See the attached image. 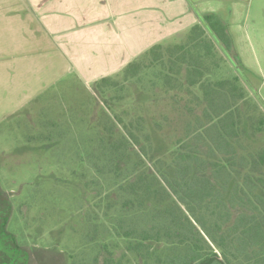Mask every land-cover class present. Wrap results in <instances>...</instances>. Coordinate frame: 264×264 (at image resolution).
Returning <instances> with one entry per match:
<instances>
[{"label":"trees","instance_id":"16d2710c","mask_svg":"<svg viewBox=\"0 0 264 264\" xmlns=\"http://www.w3.org/2000/svg\"><path fill=\"white\" fill-rule=\"evenodd\" d=\"M238 54L230 24L198 13L181 39L90 85L105 107L93 94L80 111L46 105L33 121L20 118L17 152H38L58 170L33 177L18 232L8 229L13 202L0 188V264H32V254L36 264H264V110L226 72L228 61L246 69ZM25 204H39L38 214L27 216ZM66 206L84 211L78 230ZM59 222L70 239L44 238ZM76 233L82 243L71 241Z\"/></svg>","mask_w":264,"mask_h":264},{"label":"crops","instance_id":"0c3cea01","mask_svg":"<svg viewBox=\"0 0 264 264\" xmlns=\"http://www.w3.org/2000/svg\"><path fill=\"white\" fill-rule=\"evenodd\" d=\"M239 1L244 9L246 0ZM235 2V0H0V4L6 8V11L0 8V13L27 23L20 33L13 29L4 30L5 32L0 30L2 115L5 117L13 115L39 91L18 106L15 105V101L13 103L14 96L10 92L13 88L10 87L16 89L17 81L14 80L13 74L19 62L38 63L40 67L45 68L43 72L49 74L56 70V66H60L57 69L58 75H55L57 81L67 75L77 74L87 85H92L102 77L120 75L130 61L138 58L155 44L173 43L181 39L198 22V13H219L230 24L231 32L237 34L234 35L235 40L240 36L239 31L237 32L239 23ZM28 29L31 34L27 32ZM22 33L24 38L20 41L19 35L22 36ZM38 39L41 40V44ZM22 43L30 46V49L33 48L32 52L19 51ZM21 78L22 81L27 79ZM41 84L46 83L38 76L34 85ZM27 85L30 89V85ZM216 251L219 252L218 249Z\"/></svg>","mask_w":264,"mask_h":264},{"label":"rangeland","instance_id":"374dc122","mask_svg":"<svg viewBox=\"0 0 264 264\" xmlns=\"http://www.w3.org/2000/svg\"><path fill=\"white\" fill-rule=\"evenodd\" d=\"M235 8L238 10L236 17L239 24H237V32L240 34V36H237L235 38L236 48L238 50V55L243 64L245 65L246 69L243 67H237L235 64L231 63L230 61L227 62V74L229 71H231V74H237L242 84L247 88L246 90L249 92L250 96L254 98V100L257 102L259 101L260 105L263 106L262 109L264 110V0H246L244 2L245 6L244 9L242 8V5L240 6L239 0H235ZM7 5V4H5ZM239 5V7H238ZM1 9L6 8L4 5L0 4ZM10 10V9H9ZM27 23L23 22V20H16L11 17H7V15H3L0 13V30L1 32H5L4 30H11L17 31L20 33V31L24 30ZM235 25L232 26L234 28ZM241 28V29H240ZM26 30V29H25ZM29 34H31L30 29L27 31ZM234 35H237L235 32H233ZM28 36V35H27ZM30 38V36H28ZM24 38V34L22 33L19 35L20 41ZM39 43L41 44V40H39ZM21 43V42H20ZM33 49V48H32ZM32 49H30V46L25 45V43H22L20 45L19 51L25 52L30 51L32 52ZM34 54V53H33ZM23 61L19 62L18 65H16L15 72L13 75L14 80L17 81L16 83V89L13 91L10 90L11 95H13L14 101L16 102L15 105L18 106L19 104L24 103L28 97L33 95L37 90H39L31 100L24 103L19 109H17L15 112H17L13 117H9V120L4 124L3 129L0 131V188L3 191H6V193L9 194L10 199L13 202V215L11 218V221H9L8 229L11 231L18 232L19 228V221L23 219V216L19 213V205L22 204L21 202L26 201H32L33 198H29L32 195L29 194L27 197V190L31 185H33V180L38 173L44 172L48 173L52 171H57L58 168L52 164L50 159L46 157L45 159L43 157L38 158V155L36 152H24L19 153L15 149L16 147L20 148V141H18L22 136L24 135V132L26 131V125L24 123H19V119L22 118L24 115H28L29 119L33 121V118H36L40 111H42V107L46 105H54L55 111L61 112L62 111V104L63 106L69 105V103H72L74 105V109L77 111H80L78 108V103L80 102V98H84L86 96H92L93 94L96 96L97 105L100 107H105V98H102L98 93L95 92L94 88L90 85L85 87V90L82 91L79 88L82 85L76 78H71V75H67L65 77H62L61 79H58L57 82V76L58 71L57 69L60 68V66H56V70L51 71V73L43 72L45 68L40 67L41 65L38 63ZM37 69L41 70L40 72L37 71ZM60 72V71H59ZM28 75H31L28 77ZM38 76H40V79L43 83L41 85H34V83L37 82ZM21 77H27L25 81H22ZM55 77V78H54ZM55 79V80H53ZM30 85V89L29 86ZM51 85V86H50ZM51 90L47 91V87ZM28 89L29 91L26 92L25 90ZM78 91V92H76ZM75 92V93H74ZM70 94V96L68 94ZM74 93V94H73ZM78 93V94H76ZM4 94H6V90H4ZM2 93V95H4ZM73 94V95H72ZM41 95V96H40ZM40 96V100L33 101L35 98ZM20 100V102H18ZM63 101V102H61ZM61 102V103H60ZM61 104V105H60ZM104 104V105H103ZM93 106V104H92ZM116 111L118 112L120 110L119 104H114ZM24 108H27L25 111H23ZM23 112L25 114H23ZM84 113V112H80ZM3 112L0 110V121L2 120V117H5V115H2ZM70 113H67L68 118H70ZM157 118V117H156ZM18 119V121H17ZM157 120V119H156ZM156 132V131H155ZM165 133V132H164ZM163 135V133H160ZM166 136V133H165ZM169 136V135H168ZM18 139V140H17ZM264 140V136H263ZM264 142V141H263ZM47 156V155H46ZM47 165H46V164ZM42 165L40 168L39 166ZM56 185V187L61 188L62 190L66 192L72 191L71 187L67 184L61 183L59 181L54 180L53 184L50 185L51 187ZM29 199V200H28ZM35 202V201H34ZM34 208H29L27 204L24 205V208L26 209V213L28 216V210L30 216H35L38 213L37 208L39 204H34ZM50 205V204H45ZM44 205V206H45ZM43 206V208H44ZM64 210L67 211L65 214L64 211V217L68 218L69 222L74 224L75 227L80 228L83 225V217L81 215L84 211H81L78 213L76 209L64 207ZM84 210V209H81ZM5 213V210L2 212ZM74 213V217H69ZM79 214V215H78ZM68 216V217H67ZM31 218H29L30 221ZM28 221V223H29ZM49 221V220H48ZM48 224V222H46ZM49 223H51L49 221ZM50 227L47 228L45 231V236H48V233L53 231L55 234L58 232V230L61 231V228L66 227V225L63 222H59L58 224H49ZM64 226V227H62ZM67 229V228H66ZM63 229L62 232H58V236H60V240L62 242H65L66 240H69L71 231L68 228ZM70 234V235H69ZM56 235V236H57ZM79 234H75V236H72L71 241L76 244L82 243V240L78 241V238L81 237L78 236ZM43 238V239H44ZM82 239V237H81ZM70 241V243H72ZM75 241V242H74ZM38 244H40L38 242ZM51 243H49L47 246H49ZM37 245V244H36ZM41 245V244H40ZM38 246V245H37ZM51 246V245H50ZM60 248L62 246H59ZM59 248V249H60ZM88 246H85L86 251H89L94 254H96V250L91 248V251L88 249ZM82 250V249H81ZM16 252V251H14ZM13 253V252H12ZM50 254H46V256H49ZM33 259L32 264H36L34 261L36 259L35 255L32 254L31 256ZM90 258H92L91 255L89 257H86L87 261H90ZM215 264V263H212Z\"/></svg>","mask_w":264,"mask_h":264}]
</instances>
